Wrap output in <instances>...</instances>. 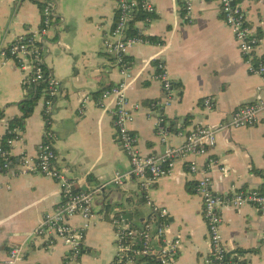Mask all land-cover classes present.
<instances>
[{"label":"crops","instance_id":"crops-1","mask_svg":"<svg viewBox=\"0 0 264 264\" xmlns=\"http://www.w3.org/2000/svg\"><path fill=\"white\" fill-rule=\"evenodd\" d=\"M44 2L55 9L57 20L38 44L45 48V68L60 81L61 90L50 124L40 99L26 121L22 139L8 151L15 160L23 154L36 158L40 143L49 139L54 144L59 165L75 182V191L95 193V223L86 236L83 264H111L116 252L112 221L122 215L141 228L150 213L136 178L107 186L116 172L131 170L109 111L114 99L101 102L103 91L123 79L105 46L116 21L117 0H0V51L19 36L39 31ZM151 2L156 7L152 22L136 27L163 44L140 43L127 53L132 60L127 94L135 115L130 128L138 136L143 156L161 155L166 146L183 144L197 126L219 129L240 106L264 99L259 91L264 77L249 73L218 2L196 1L192 23L182 0ZM236 3L259 39L255 56L264 61V0ZM159 61L165 63L174 88L168 106L169 95L156 79ZM25 78L17 62L0 57V145L10 122L22 115L20 104L30 88ZM207 98L213 100L212 112L203 106ZM160 128L167 133L166 143ZM192 163L198 165V173L190 172ZM256 170L264 171V121L253 128L219 130L217 145L208 155L188 156L157 181L150 195L168 210L165 236L181 242L180 254L169 264H205L210 253L196 191L203 174L211 179L216 193L230 194L262 191L264 178ZM61 202L60 187L51 178L18 176L15 170L0 173V264ZM222 218L224 243L232 251H249L247 264H264V215L253 206H244L224 209ZM71 223L80 225L82 218L76 216ZM67 255L63 241L51 246L41 238L28 244L25 264H66Z\"/></svg>","mask_w":264,"mask_h":264},{"label":"built area","instance_id":"built-area-1","mask_svg":"<svg viewBox=\"0 0 264 264\" xmlns=\"http://www.w3.org/2000/svg\"><path fill=\"white\" fill-rule=\"evenodd\" d=\"M182 1L185 4L187 16L190 18L188 23H192L193 5L196 1L218 2L223 22L232 31L238 49L245 58L249 73L264 77V61L255 56L259 39L253 34L244 10L236 3V0ZM42 5V25L39 31L31 36H19L0 51V57L3 61L13 60L19 64L20 68L26 72L25 83L28 87L38 86L41 82L47 83L48 87L42 96L44 117L47 121L54 106V100L59 96L61 83L47 72L45 48L38 44V40L48 34L57 20L55 9L46 2ZM139 13H142L143 19H136ZM155 14L156 7L151 0H117L116 21L105 44L107 51L114 58V64L121 70L123 79L115 86L103 91L101 102L114 99V106L109 109L110 115L117 131L118 143L129 158L131 165L128 173L116 172L107 186H120L125 180L136 178L144 195L145 205L150 209L149 216L141 228L136 227L122 215L112 221L116 252L111 264H155L145 260L146 258L158 260L159 264L173 262L180 254L181 242L167 239L165 236L168 210L156 204L150 195L157 181L169 175L173 166L188 156L208 155L217 145L219 130L227 127L253 128L264 121V99H260L240 106L235 110L231 121L225 126L221 125L219 129L209 125L197 126L186 135L183 144L166 146L161 155L143 156L138 150V136L130 128L135 119L127 94L132 73L130 67L126 66L124 58L131 47L144 43L141 38L129 35L131 23L135 20V27L139 23L148 25ZM139 34L143 35L141 30ZM156 70V79L162 83L169 95L165 103L168 106L172 103L173 84L165 63L157 62ZM259 91L264 93V85L259 88ZM203 106L208 112L214 110L211 98L205 99ZM7 130L13 135L8 140V145L13 147L22 139V130L12 129L10 124ZM159 133L163 142L166 143V131L160 128ZM47 136L53 137L48 132ZM37 151L36 158L23 154L18 160H15L10 152L6 153L3 163L0 164V173L15 170L18 176L41 175L51 178L60 187L62 202L56 210L45 215L34 230L25 234L23 242L9 250L4 264H25L28 244L41 238L51 246H54L56 241H63L68 248L66 264H83L86 236L95 223V193L75 191V182L60 167L54 144L49 139L40 143ZM221 170L226 171L225 168ZM190 172H199L196 163L191 164ZM196 191L202 201V214L210 242V253L206 257L205 264H219L229 253L233 252L224 243L222 235L223 210L253 206L264 215V194L259 190H237L230 194L216 193L206 173L198 180ZM76 216L82 218L80 225L71 223ZM154 242H157L156 247L153 246ZM241 259L247 260V254Z\"/></svg>","mask_w":264,"mask_h":264},{"label":"trees","instance_id":"trees-1","mask_svg":"<svg viewBox=\"0 0 264 264\" xmlns=\"http://www.w3.org/2000/svg\"><path fill=\"white\" fill-rule=\"evenodd\" d=\"M40 6L43 8V5L40 4ZM137 17L138 18L136 19L144 18L142 13H139ZM134 21L131 23V27L129 29L130 36L141 38L145 44H153V45L163 44V42L158 38L147 35H140L139 30L134 26ZM111 60L114 61V58L112 56H111ZM124 61L126 63V66L130 67L132 61L131 58L126 55ZM47 87L48 85L46 82H41L38 86H32L29 88L28 98L23 102H21L20 104V109L22 112L21 117L15 118L10 122V127L12 129L19 128L21 130H24L27 119L30 118L31 115L33 114L36 106L38 105V102L40 101V99H42L44 90ZM49 124H50V120L47 119V126ZM12 137L13 135L7 132L6 136L2 140V144L0 145V159L2 160L1 163H3L5 154L9 152L8 149L10 147L8 145V140ZM255 173L264 178V171L256 170ZM261 190H262L261 192L264 194V185L262 186ZM248 252L249 251H245L242 249L235 250L232 253H229L222 262H219V264H247V260L241 259V257L247 254ZM145 260L155 264H159L158 260H154L152 258H146Z\"/></svg>","mask_w":264,"mask_h":264},{"label":"water","instance_id":"water-1","mask_svg":"<svg viewBox=\"0 0 264 264\" xmlns=\"http://www.w3.org/2000/svg\"><path fill=\"white\" fill-rule=\"evenodd\" d=\"M51 114H52V112H51ZM145 221H146V219H145ZM145 221H144V222H145Z\"/></svg>","mask_w":264,"mask_h":264}]
</instances>
